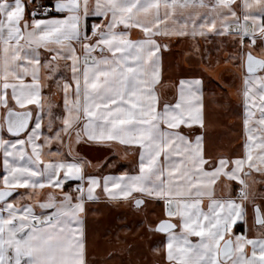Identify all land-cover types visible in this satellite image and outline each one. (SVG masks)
Masks as SVG:
<instances>
[{"label":"snow or ice","instance_id":"1","mask_svg":"<svg viewBox=\"0 0 264 264\" xmlns=\"http://www.w3.org/2000/svg\"><path fill=\"white\" fill-rule=\"evenodd\" d=\"M221 49L241 70L234 148L223 80L206 93L189 68L160 92L166 58L212 68ZM262 72L264 0H0V264H95L90 214L122 204L160 234L155 264H264ZM117 142L135 170L92 156Z\"/></svg>","mask_w":264,"mask_h":264},{"label":"crops","instance_id":"2","mask_svg":"<svg viewBox=\"0 0 264 264\" xmlns=\"http://www.w3.org/2000/svg\"><path fill=\"white\" fill-rule=\"evenodd\" d=\"M94 20L95 18H90L89 23ZM167 59H165L163 67V83L160 86L161 94L165 85H173L165 81L168 68ZM183 61L184 69L191 68L196 70L197 68L203 69L202 67H205L204 64H197L195 61L189 62L184 59ZM215 70L220 69L217 68ZM261 74H264V72ZM56 99L62 108V98L58 96ZM97 155H99L101 160L110 156L117 173L135 170L138 162V152L126 149L118 142L102 146L99 152L93 150L92 156ZM0 172H2V169H0ZM90 216L91 219L88 225L90 261L94 260L95 264H143L144 261H150L155 264L158 258L153 254L152 248L159 246L161 236L157 234L153 236V239H148L149 249L143 255L140 247L142 228L139 226V221L141 217L140 213L136 212L131 206L122 204L118 207L105 209L102 215L93 213ZM97 219L99 224L96 223ZM124 225H128V227H124ZM153 241L155 244L152 243ZM109 254H111V259L107 258Z\"/></svg>","mask_w":264,"mask_h":264},{"label":"rangeland","instance_id":"3","mask_svg":"<svg viewBox=\"0 0 264 264\" xmlns=\"http://www.w3.org/2000/svg\"><path fill=\"white\" fill-rule=\"evenodd\" d=\"M183 47V45H176V48L179 49ZM226 50L221 49L219 53H213L210 57V60L213 62V67L208 68L207 65L202 67L203 70L210 73L213 79L209 81L208 77H205L206 81V93H219L221 89L215 83V80L221 79L224 84L228 86V114L221 117L222 124L219 128L216 129L217 133H227L222 137V142L226 144L228 147L234 148L236 145L240 144L243 136V128H242V118H243V104L241 98L236 95V89L241 86V77H240V68H233L231 63L225 66L223 60L220 61L219 65L215 64V61L218 56H222ZM171 62V63H169ZM179 63L180 67H177ZM167 70L165 81L167 83H172L173 85H165L163 87L162 94H164V98L171 99L175 95V83L181 78L177 73L179 71L186 70L184 69V61L181 56H173L168 57L167 59ZM227 67V71L223 69ZM219 68L220 70H215ZM208 97L206 96V99ZM210 107L215 108L216 105L213 104ZM67 190V189H65ZM140 221L142 220V213H140ZM143 229L141 230L142 233ZM153 239V236H143L141 234V242L140 247L142 254H146L148 252V239ZM131 249V248H130ZM143 259V257H142ZM144 261V260H143Z\"/></svg>","mask_w":264,"mask_h":264}]
</instances>
